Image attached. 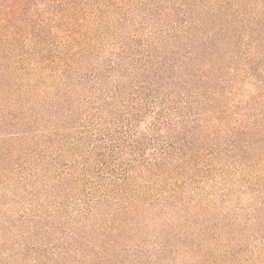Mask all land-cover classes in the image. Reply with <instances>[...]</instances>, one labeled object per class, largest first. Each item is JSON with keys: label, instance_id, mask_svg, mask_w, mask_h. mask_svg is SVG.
Masks as SVG:
<instances>
[{"label": "trees", "instance_id": "trees-1", "mask_svg": "<svg viewBox=\"0 0 264 264\" xmlns=\"http://www.w3.org/2000/svg\"><path fill=\"white\" fill-rule=\"evenodd\" d=\"M14 1L0 10L2 38L16 22ZM134 5L118 0V232L150 202L147 191L165 187L164 208L184 228L174 226L160 255L194 253L189 264H264V231L256 230L264 228V0H160L146 16ZM68 19L62 8L52 21L60 29L74 26ZM38 26L45 65L59 52L50 56L53 27ZM70 32L69 47L79 48L80 24ZM79 111L89 125L90 116ZM84 134L81 142L91 137ZM148 147L156 152L146 159ZM76 164V178L88 181L89 171L80 174ZM244 196L246 207L239 203ZM240 225L248 235L235 232ZM123 246L118 241V264L132 261Z\"/></svg>", "mask_w": 264, "mask_h": 264}, {"label": "rangeland", "instance_id": "rangeland-1", "mask_svg": "<svg viewBox=\"0 0 264 264\" xmlns=\"http://www.w3.org/2000/svg\"><path fill=\"white\" fill-rule=\"evenodd\" d=\"M10 1L0 0V10ZM131 1L144 16L160 3ZM15 3L14 27L0 35V264H118V241L129 247L128 264H189L194 253L159 254L172 232L184 228L164 208L168 188L147 191L143 199L150 202L118 232V0ZM62 8L74 26L55 27L52 19ZM43 21L53 27L50 56L59 52L45 65L39 64ZM77 22L83 35L79 48H72L70 29ZM79 110L82 118L90 116L89 125ZM149 125L148 119L140 130ZM85 129L91 137L81 142ZM158 135L165 139L167 132L158 129ZM155 152L148 147L144 157ZM78 162L80 174L89 171L88 181L76 178ZM151 174L143 170L153 188ZM249 201L244 196L239 203L246 207ZM234 230L249 234L242 225Z\"/></svg>", "mask_w": 264, "mask_h": 264}]
</instances>
